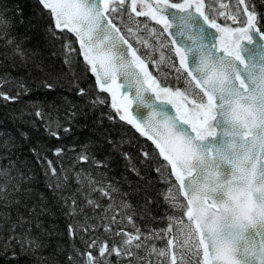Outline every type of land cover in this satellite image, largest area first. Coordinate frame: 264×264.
<instances>
[{"label":"snow or ice","instance_id":"1","mask_svg":"<svg viewBox=\"0 0 264 264\" xmlns=\"http://www.w3.org/2000/svg\"><path fill=\"white\" fill-rule=\"evenodd\" d=\"M34 2L40 7L39 16L50 21L45 28L48 36L62 39L61 50L64 63L69 70L71 71L72 66L77 63V57L82 55L83 70L85 73L90 70L94 75V84L88 89L79 87L78 83L74 87L78 90L77 95L85 97L98 88L96 96L88 101L91 109L98 106L110 108L108 113H101L98 122L104 118L114 122L118 117L119 122L132 126L141 136L147 137L159 153L157 154L155 149L143 150L142 146L144 160L141 162L145 166L155 163L157 165L155 171L161 178H165L167 166L160 162L159 157H163L167 165L171 166V175H174L175 179L166 180L170 186L165 199L170 200L175 207L171 187L173 184L182 183L179 162L190 153L191 146L188 141L202 140L205 133L215 135L216 129L211 126L218 123L225 99L223 94H213L202 83L204 74L200 71L199 63L203 58H209L223 69L231 70L230 87L225 89L228 94L236 88L247 90L254 73L257 70H264V13L258 12L253 0H207V2L34 0ZM7 11L9 10L0 6V47L12 50L10 54H3L5 59L19 56L21 65L26 66L30 59L29 53L32 56H35V53L24 49L23 39L10 35L13 22L6 16ZM14 11L16 16L20 17L19 23L23 24L24 9L17 4ZM152 22H155L154 25ZM142 33L151 38V44L141 35ZM77 41L78 50L74 46ZM257 48L260 49L258 60L254 56ZM149 64L157 69L156 75L149 71ZM7 79H9L7 74L0 77V85ZM15 82L17 93L9 95L0 91V99L5 102H16L21 95L31 92L22 78ZM192 83L195 84L194 88L191 87ZM38 87L52 91L55 84L45 80ZM101 94H110V104L108 97ZM27 106L36 111L28 113L21 111L19 117L21 122L38 131L36 120H39L45 134L56 139L71 134L76 117L85 114L82 111L78 113L77 106L71 105L65 117L68 124L65 127L64 123L60 120L54 121L45 112L44 105L29 102ZM48 107L52 111H58L55 102ZM24 115H34L36 120H23ZM17 134L25 141L30 138L29 132L23 129H17ZM5 135L6 133L0 132V137ZM7 135L10 139L4 140L2 147L11 152L9 145L14 137L11 133ZM108 143L113 145L114 151H120L116 142L109 139ZM120 143L126 141L122 140ZM30 151L38 161L43 160L47 164V167H44L42 163L41 167H44L48 179L47 187L54 194L61 192L70 179H74L77 184V194L83 191L85 184L88 186L89 194H98L97 199H89L87 194L84 195L86 204L83 207L79 206L75 194L71 197L60 196L69 216L81 215L85 208H90L93 212L91 217L84 215L83 223L77 221L69 225L70 238L73 235L79 236L85 245L84 253L75 250L77 256L84 257L83 260L78 262L70 256L69 264H111L109 258L113 253L117 257L116 264H122L119 259L122 254L132 257L129 264H133V260H138V256L131 251V246L133 239L140 240L139 228L133 224L137 235L133 237L127 234L126 239V234L122 230L115 231L113 228V225L119 227L121 223L114 214H110L114 212V206L129 207L126 201L115 203V194L119 193V189L115 185L105 183L106 173L97 172L100 178L93 179V174L83 168L74 171L81 163L97 169L106 168L109 161L98 160L94 154L83 149L72 157L71 167L65 169L61 166L58 172L53 161L47 156L41 157L36 148H31ZM52 151L57 158L66 155L64 145ZM120 154L129 162L131 170L143 179L139 169L135 164H131L130 154L126 152ZM3 158L5 157L0 156V159ZM14 167L15 162L11 160L7 167L0 166V179L9 178L8 183L15 179L10 177V170ZM69 172L73 173L71 177L68 175ZM20 179H25L23 174L20 175ZM26 179L31 181L33 177L28 176ZM6 187V184H0V199L5 198L3 194ZM15 190L20 191L19 185ZM105 198L109 201L107 205L101 202ZM145 204L147 205V200ZM182 215L191 216L192 211L185 213L182 210ZM90 220L95 223H89ZM15 227L16 225H13V229ZM101 227L104 229V237L109 238L108 242L100 235L91 236ZM176 227L182 234L183 241L177 251H171L176 246L175 238L168 239L165 247L158 250L159 257L163 258V264H264V230L256 231L251 238L241 239L238 250L240 260L237 261L231 249L210 245L203 233L198 234L199 225L195 230L185 231V221L180 219ZM161 231L171 232L172 225ZM85 232L90 234L87 240L82 235ZM116 236L120 237L119 241L112 239ZM13 241L19 245L21 254H27L29 245L35 244V248L39 247V244L33 240H26L23 235L9 236L8 242L0 247V255L6 256L9 250L12 251V256L7 257L9 260L18 259L15 249L12 248ZM117 244L121 246L117 247ZM141 247V243L135 244L136 249ZM35 248L31 250L34 252ZM93 251L99 255L94 256ZM146 251L155 252L157 249Z\"/></svg>","mask_w":264,"mask_h":264},{"label":"trees","instance_id":"2","mask_svg":"<svg viewBox=\"0 0 264 264\" xmlns=\"http://www.w3.org/2000/svg\"><path fill=\"white\" fill-rule=\"evenodd\" d=\"M253 3L259 13H264V2L253 0ZM17 4L24 9L25 22L23 24L19 23L20 17L16 16L14 11ZM0 6L9 10L6 16L13 22L10 35L23 39L24 49L35 53V56L29 53L30 59L26 66H22L19 56L5 59L3 54H10L11 48L0 47V77L6 74L9 77L0 85V91L15 95L18 91L15 81L21 78L24 84L31 89L30 93L21 95L16 102H5L0 99V132L6 133L5 136L0 137V156L5 157L0 159V166L7 167L10 160L15 162V167L10 170V177L15 179H11L10 183H8L9 178L0 179V184L7 185L3 194L5 198L0 199V238H2L0 247L8 242L9 236L13 235H23L26 240H33L39 244L38 248H35V244L29 245L27 254H21L19 245L13 241L12 248L15 249L18 259H7L12 256V251L9 250L6 256L0 255V264H69L70 256L78 262L84 258L82 255L77 256L75 250L78 249L80 253H84L85 245L79 236L73 235L70 238L69 225L77 221L83 223L84 215L91 217L93 212L90 208H85L83 214L69 216L60 196L71 197L75 194L79 206L83 207L86 204L84 195L87 194L89 199H97L98 194H89L87 184L83 191L77 194V184L74 179H70L61 192L54 194L47 187L48 179L44 172L47 164L43 160L38 161L30 151L31 148H36L41 157L47 156L49 160H52L58 172L61 166L65 169L71 167L72 157L83 149L94 154L98 160L107 159L109 163L106 168L97 169L81 163L74 171H80L83 168L93 174V179L100 178L97 172L106 173L105 183L115 185L119 189V193L115 194V203L126 201L129 206L127 208L114 206V212L110 214H114L117 221H121L119 227L113 225L114 230H122L127 238V234L133 237L137 235L132 227L133 224L139 228L140 240L134 239L131 246V251L138 256V260H133V264H152L148 262L145 254H142V248L154 245L153 232L166 228L170 215L175 212L171 201L165 199L170 186L166 180L174 181L170 167L162 157H159L160 162L167 166L165 178H161L160 174L155 171L157 166L155 163L145 166L141 162L144 160L142 146H144L143 150H150L155 149V145L146 137L141 136L132 126L119 122L118 117L114 122H110L107 118L98 122L101 113L110 111L109 106H98L96 109H91L88 101L96 96L98 88L85 97L77 95L78 90L74 87L78 83L79 87L88 89L94 84V75L90 70L87 73L83 70L82 55L77 57V63L72 66L71 71L69 70L64 63L61 50L62 39H54L45 32L50 21L46 17L39 16L40 7L34 0H0ZM57 35H59V30H57ZM69 35L72 36V34ZM73 39H75L74 36ZM74 46L77 50L79 49L77 42ZM54 52L56 55H53ZM45 80L55 84L54 90L49 91L38 87ZM101 95H106L110 104V95ZM29 102L44 105L45 112L54 121L60 120L65 127L68 126L65 117L71 105L77 106L78 113L82 111L85 114L76 117L71 134L63 136L62 139H56L45 134L43 126L34 115H24L23 120H36L38 131L21 122L19 119L21 111L25 113L36 111L27 106ZM52 102H55L58 111H52L48 107ZM17 129L29 132L30 138L27 141L20 138ZM7 133H11L14 137L9 145L11 152L2 147L3 141L10 139ZM109 139L116 142L120 151L113 150V145L108 143ZM122 140L126 143H120ZM60 145L66 147V155L57 158L52 150ZM155 151L159 153L157 149ZM121 152L130 154L131 164H135L143 179L131 170L129 162L123 158ZM42 163L44 167H41ZM21 174L25 177L24 180L20 179ZM68 175L71 177L73 173L69 172ZM28 176L33 179L28 181L26 179ZM17 185L20 187L19 192L15 190ZM101 202L104 205L109 203L106 198ZM97 214H99V209H97ZM21 217L23 222H21ZM89 223H95V221L90 220ZM13 225H16L14 229ZM103 234L104 229L101 227L91 236L100 235L105 242H108L109 238L104 237ZM82 235L86 240L90 237L87 232ZM112 239L119 241L120 237L116 236ZM137 242L142 245L140 249L135 248ZM32 248H35L34 252ZM93 255L98 256L99 254L93 251ZM120 258L126 259L128 263L132 260L129 255L122 254ZM109 260L111 264H116V255L113 253Z\"/></svg>","mask_w":264,"mask_h":264},{"label":"clouds","instance_id":"3","mask_svg":"<svg viewBox=\"0 0 264 264\" xmlns=\"http://www.w3.org/2000/svg\"><path fill=\"white\" fill-rule=\"evenodd\" d=\"M199 68L205 87L225 97L222 115L211 126L215 135L188 141L191 150L179 162L182 183L172 185V202L192 211L185 231L199 225L198 234L210 245L231 249L239 261L241 239L264 230V70L254 73L247 90L228 94L231 70L209 58Z\"/></svg>","mask_w":264,"mask_h":264},{"label":"rangeland","instance_id":"4","mask_svg":"<svg viewBox=\"0 0 264 264\" xmlns=\"http://www.w3.org/2000/svg\"><path fill=\"white\" fill-rule=\"evenodd\" d=\"M173 2H178V0H173ZM206 2H207V0H206ZM141 19H143V18H141ZM154 23L155 22H152L153 25H154ZM141 35L145 39L148 40L149 44L152 43L151 38L148 37L147 34L142 33ZM156 55L158 57L159 53L157 52ZM177 63H178V61H177ZM149 71H152L153 75L157 74V69L152 64H149ZM167 194H168V191H167L166 195ZM173 208H175L174 209L175 212H174V214L170 215L168 224H167L166 228L163 229V230H167L169 225L171 224L172 225V231L171 232H166V231L158 230V231L153 232L154 245H151L152 247H147V248L143 247L142 248V254H145V257L148 260V262H150L152 264H163V258L159 257L158 250L163 248V247H165L166 241L168 239L175 238L176 246L171 249L172 251H177L179 244L182 243V241H183V236L179 232V230L177 229L176 224H177V222L180 219H183L185 221V223H186L187 222V217H186V215H182V210L181 209L176 208V207H173ZM133 241H134V239L132 240V242ZM117 246H121V245L119 244ZM153 248L157 249V251H155V252L146 251V249L151 250ZM120 260L122 261V264H129L126 259H121L120 258Z\"/></svg>","mask_w":264,"mask_h":264},{"label":"water","instance_id":"5","mask_svg":"<svg viewBox=\"0 0 264 264\" xmlns=\"http://www.w3.org/2000/svg\"><path fill=\"white\" fill-rule=\"evenodd\" d=\"M77 45H78V48H79V44H78V41H77ZM259 52H260V49L259 48H257L256 49V52L254 53V56H255V58L258 60L259 59ZM110 95V94H109ZM147 138V137H146ZM158 150V149H157ZM158 152H159V150H158ZM163 158V157H162ZM169 167H170V170H171V166L169 165ZM173 177H174V175H173ZM175 178V177H174Z\"/></svg>","mask_w":264,"mask_h":264},{"label":"flooded vegetation","instance_id":"6","mask_svg":"<svg viewBox=\"0 0 264 264\" xmlns=\"http://www.w3.org/2000/svg\"><path fill=\"white\" fill-rule=\"evenodd\" d=\"M172 251V250H171Z\"/></svg>","mask_w":264,"mask_h":264}]
</instances>
